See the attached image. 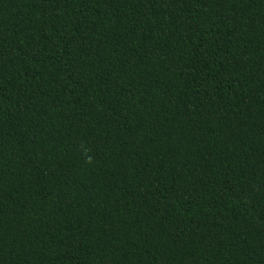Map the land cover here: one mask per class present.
Wrapping results in <instances>:
<instances>
[{
    "label": "trees",
    "instance_id": "obj_1",
    "mask_svg": "<svg viewBox=\"0 0 264 264\" xmlns=\"http://www.w3.org/2000/svg\"><path fill=\"white\" fill-rule=\"evenodd\" d=\"M0 264H264V0H0Z\"/></svg>",
    "mask_w": 264,
    "mask_h": 264
},
{
    "label": "clouds",
    "instance_id": "obj_2",
    "mask_svg": "<svg viewBox=\"0 0 264 264\" xmlns=\"http://www.w3.org/2000/svg\"><path fill=\"white\" fill-rule=\"evenodd\" d=\"M88 159H89V162H91V157H89Z\"/></svg>",
    "mask_w": 264,
    "mask_h": 264
}]
</instances>
